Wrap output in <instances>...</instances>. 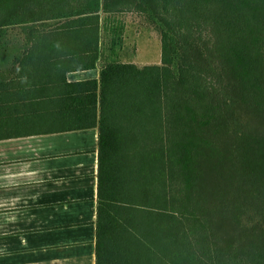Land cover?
Listing matches in <instances>:
<instances>
[{
    "label": "trees",
    "instance_id": "obj_1",
    "mask_svg": "<svg viewBox=\"0 0 264 264\" xmlns=\"http://www.w3.org/2000/svg\"><path fill=\"white\" fill-rule=\"evenodd\" d=\"M159 4L187 31L176 71L163 35L160 66L66 82L96 68L103 14ZM204 8L244 26L240 48ZM16 72L60 89L61 130L98 128L96 264H264V0H0V75Z\"/></svg>",
    "mask_w": 264,
    "mask_h": 264
},
{
    "label": "crops",
    "instance_id": "obj_2",
    "mask_svg": "<svg viewBox=\"0 0 264 264\" xmlns=\"http://www.w3.org/2000/svg\"><path fill=\"white\" fill-rule=\"evenodd\" d=\"M112 62L145 67L99 58L66 82H99ZM19 77L0 75V264H96L98 128L61 130L73 116L60 89H30Z\"/></svg>",
    "mask_w": 264,
    "mask_h": 264
},
{
    "label": "rangeland",
    "instance_id": "obj_3",
    "mask_svg": "<svg viewBox=\"0 0 264 264\" xmlns=\"http://www.w3.org/2000/svg\"><path fill=\"white\" fill-rule=\"evenodd\" d=\"M201 12L208 19H221L220 28L230 46L240 48L244 26L238 20H223L215 10L209 8ZM175 18L171 13L163 12L160 4L156 10L131 6L117 15H103L100 58L120 62L136 59L144 66H160L162 36L166 35L168 43L171 42L176 50L172 66L176 71V63L187 56V31L176 27Z\"/></svg>",
    "mask_w": 264,
    "mask_h": 264
}]
</instances>
